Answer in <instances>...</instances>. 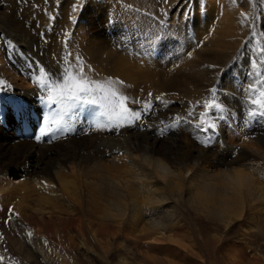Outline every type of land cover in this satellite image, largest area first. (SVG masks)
Segmentation results:
<instances>
[{"label": "bare ground", "instance_id": "bare-ground-1", "mask_svg": "<svg viewBox=\"0 0 264 264\" xmlns=\"http://www.w3.org/2000/svg\"><path fill=\"white\" fill-rule=\"evenodd\" d=\"M2 1V126L19 124L21 130L22 123L32 128L41 125L47 108L32 79L37 66L51 72L37 59L44 52L54 63L50 56L61 55L63 31L73 29L80 63L86 71L92 69L88 75L97 80L119 78L125 82L123 91L133 98L146 100L151 92L204 102L211 99L209 89L215 86L216 100L224 110H216L222 119L210 112L211 120L220 138L226 129L228 140L218 144L217 153L213 139L204 147L182 124L186 142L175 146L165 136L174 129L173 122L161 136L153 129L139 134L140 122L118 132L98 131L96 118L82 110L78 127L53 140L51 148L31 139L0 143L2 264L7 258L40 264V257L44 264H72L76 253L93 254L96 248L102 250L106 264H113L115 250V264H140L137 257L168 264L146 250L151 246L159 251L163 242L178 243L176 236L186 222L181 211L185 203L195 210L205 207L212 221L237 226L240 235L264 236V162L253 167L248 154L232 151L239 144L264 160V131L246 123L243 106L250 61L260 46L252 35L259 29L253 19L258 9L255 0H164L159 16L167 23L154 27L157 35L150 48L144 47L143 38L136 39L149 24L146 9L138 4L131 8L116 0ZM82 2L90 4L80 10ZM173 6L176 10L167 19ZM241 12L247 14L246 22L242 23ZM162 62L167 66L161 67ZM10 70L22 77L13 78L19 85L4 81ZM58 72L56 64L55 75ZM28 82L35 85L34 91H29ZM18 87L20 93L15 94ZM167 114L152 113L141 121L150 128L152 122L165 123ZM33 153H39L40 165L30 169L26 166ZM28 232L33 234L31 240ZM140 240L152 242L142 255L135 245ZM253 259L252 264H264V256ZM234 261L244 264L241 259Z\"/></svg>", "mask_w": 264, "mask_h": 264}, {"label": "rangeland", "instance_id": "rangeland-1", "mask_svg": "<svg viewBox=\"0 0 264 264\" xmlns=\"http://www.w3.org/2000/svg\"><path fill=\"white\" fill-rule=\"evenodd\" d=\"M0 1H2V0H0ZM9 1L12 2L13 0H8V1L3 0L1 3L4 4V3L9 2ZM116 1H119L124 6L125 5L130 6L131 8L136 7L138 4V5H141L142 7H144V9H146V14H147V18L149 20V22H148L149 24H147L145 26V32L144 31L142 32V30H140L141 32H139L140 33L139 35H141V38L137 37L136 39L139 41H142V38H143L147 42H145V45L144 44H142V45H144L145 48L146 47L150 48L151 44H153V42L155 41V38L157 35V32L155 31V28H156L155 26H158L159 24H160V26H165L164 23H167V22L161 21V17L159 16V12L163 10V8L161 9L160 3L163 2L164 0H116ZM89 4H90V2H88L87 5H89ZM87 5L85 4V2H82L80 10H82L83 8H86ZM255 5L258 7L257 12H256V21L257 22H264V4H261L260 0H255ZM175 10H176V8H174V6L171 9H169L168 12H166V14H167L166 18L168 19L170 14H172ZM150 15H151V17H150ZM54 16H53V18H55ZM156 18L158 19V21ZM110 19H111V17L109 15V22H110ZM123 24L124 23H122L121 27H124L126 30L131 32V29L127 28L128 25H123ZM257 28H259V29L257 31V35L254 38V40L257 44H260V46H264V32L261 31V28L259 26H257ZM72 33H73V29L63 31V35H62L63 38H62V42H61V55L55 56V53H52L50 56L54 59L55 64L52 63V61L50 62L49 58L46 57V53H44V52H42V54H40L38 57L39 59H37L39 62H41L43 65H45V67L48 70H50L52 75H55L54 72H55L56 64H57L58 70L60 71V70H63V68L65 67V61L75 63V58L78 57L77 56V47L73 43V38H72L73 34ZM40 37L42 40L45 39V37H43V36H40ZM69 44H73V47L70 49L68 48ZM124 48H126L125 45H124ZM71 49H73V53L71 52ZM248 49L253 50V47H248ZM70 53H71V55H69ZM123 53H125V52H123ZM30 54L31 55H29V56L32 57L33 53H30ZM132 57L133 56H131L129 54V58L131 59ZM256 58H257L256 55H254V57H252L251 60L255 61ZM32 62H33V59H32ZM166 66L167 65L165 63H163V65L161 64V67H166ZM4 74H5V76H3L4 81L9 82L10 85H15V84L19 85L20 84L13 79V78H15L14 76H16V74L13 71H11V70H10V72L7 71V73H4ZM11 78H12V80H10ZM18 78L22 79V77H19V76L17 77V79ZM103 79L104 78L99 79V80H103ZM25 85L28 87L29 91L32 92L35 90V85H32V82L31 83L28 82ZM13 92L15 94H19L20 93L19 87L16 88L15 90H13ZM5 93L8 94V92H5ZM156 96H158V95L153 96V111L149 114L154 113V114L160 115V114L167 112L168 113L167 117L170 120L167 119V121L165 123L164 122H161V123L160 122H154V123L152 122L150 128H147L148 125L146 123H144L143 121H140L139 125L141 126V129L138 131L139 134L146 135L151 129H153V130H155V134H159V136H161V134H160L161 130H164L166 126H169V124L173 122L172 118H174L176 116H181L184 119L181 122H179L180 124L176 123L174 125L175 126L174 129H172V132L168 135H165L166 137L168 136L167 138L169 140L168 141L169 143H174L175 146L176 145L177 146H184V143L186 142V140H185V137L182 135V129L180 126L182 124H183V126L187 125L189 127V129L194 133V135H195L194 137L199 138L201 141H203V139L206 138V134L197 131L196 123L198 122L197 118L200 117L201 113L205 111V109L203 108V104L207 100L202 102L200 98H197V99H195L194 102L191 103V101H189V100H193V99H191L192 97H189L190 99H187V98L183 99L180 97H175L176 98L175 99V98H166V97H164L165 95H163V100L164 101L167 100L166 101L167 104L165 105V103L155 101L154 98ZM168 99H169V101H168ZM131 106L134 108L139 107L137 105H131ZM190 111L193 112L192 116L188 115V113ZM81 116H82V110L72 116L71 121H70L71 123H70V126H69L67 132H70L69 130L73 127L75 129L78 127V119H80ZM145 120L146 119H144V121ZM208 120H211L210 112H209V116L205 119L204 122L207 123ZM1 122L2 121L0 120V128L3 129V131H4V133L0 132V143L1 144H6L7 140L10 143L12 142L13 144H16L18 142H20V143L25 142V141L28 142L31 139L35 143H39V145L48 146V148H51L53 146L54 142L53 141L48 142V138H46V139L44 138L43 140H41L39 142L35 139V135L37 134V132L35 130H36V128H38V126L40 124H38L32 128V126H30V124L22 123V125L19 126L21 128V130H20L18 128L19 124L15 125L17 127H15V126L7 127V126H2ZM250 125H252L251 127H254L256 129H260V130L264 131V118L256 117L255 119L250 121ZM17 129H19V130H17ZM124 131H125V129H124ZM222 131H223L224 138H220L216 130L214 132L207 133V135L212 136V139L215 142L214 148H215L217 153L218 152L220 153V151H221L220 147L217 148L218 144H221L225 140L228 141L226 129L223 128ZM19 133L21 135H19ZM29 134H30V136H29ZM61 138H63V137H61ZM153 138L156 139V137H153ZM235 145H237V146H235ZM232 148H233L232 151H234V152L242 150L245 154H248L249 155V163L253 167H258V166L262 165L264 162V160L262 159L261 156L254 154L255 152L253 150L249 149L248 147H240L239 144H234L232 146ZM195 151L196 152H194V154H197L198 150H195ZM32 155H34V156L29 159L26 167L30 168V169H35L36 166L40 165V164H38V163H40L39 162L40 156H39V153H33ZM107 158H108L107 156L104 157L105 160ZM25 173H27V172H25ZM31 178H33V177H31ZM184 206L181 209V211L183 212V215L186 218V220H185L186 222H183V227H182L183 232L182 231H180L181 233L178 232V234L176 236L177 239H175V240H177L176 242H178V243L176 244L173 242H163V243H161L162 245L161 244L158 245L161 247V249L159 251H156V250H151L150 249L151 246L148 249L147 245L152 244L151 241H143V240L141 241L140 240L137 242V244H135V245L140 246L139 248L137 246V249L139 251L138 253L141 254L142 252H145V249H148V250H146V253H153L154 252L153 254H156V255L159 254L158 258L163 259V261L165 263L167 262L168 264H236V263H234L235 262L234 259H236V260L241 259V261L244 260L243 261L244 264H252L251 261H253V262L255 261V259H253V258L258 257V256H264V236L262 238L261 237L257 238V237H254V235L253 236L252 235H250V236L240 235L237 233L238 232L237 226L226 227L225 226L226 224L217 223L215 221H212L211 218L208 217L209 211H207L205 209V207L197 208L196 209L198 211L197 212L195 210V208H193L189 203H187V204L185 203ZM191 223H192V225H191ZM93 246L95 247V244ZM141 247L143 249H141ZM101 251L102 250H100L99 248H96L95 252L93 254L92 253L87 254V253H84L83 251H81L79 253H76V257L72 258L71 262H72V264H106V262L103 261V259H102L103 253ZM116 252H117L116 250L111 252V256L114 260L113 264H115L116 260H117V258H116L117 253ZM10 260H11L10 258L6 259L7 264H17V261L15 258L11 261ZM143 260L144 259H142L141 257H137L136 262L140 263V264H151V263L155 264V262L157 264H161L159 261H156V260H154V261H149V259L147 261L146 260L143 261ZM247 260L248 261L250 260V263ZM39 261H40V264L43 263V259L41 257H40ZM19 264H20V262H19Z\"/></svg>", "mask_w": 264, "mask_h": 264}, {"label": "snow or ice", "instance_id": "snow-or-ice-1", "mask_svg": "<svg viewBox=\"0 0 264 264\" xmlns=\"http://www.w3.org/2000/svg\"><path fill=\"white\" fill-rule=\"evenodd\" d=\"M167 2L168 0H165V3ZM260 3L264 4V0H260ZM73 10L75 11V6ZM240 16L244 18L242 23L247 21L246 13L241 12ZM253 19L256 21L255 17ZM257 23L261 31L264 32V22ZM252 35L255 36L257 33L253 32ZM255 55L256 60L250 61V81L244 89L243 106L246 109V123L256 117L264 118V46L257 47ZM91 71L90 68L85 70L79 57L75 58V63L65 61V67L55 76L37 66V73L32 82L42 94V102L47 108L41 126L35 135L38 142L45 137L48 138V142L61 138L69 128L72 116L81 110L96 118L94 130L117 132L126 126H131L134 122H140L144 116L153 111V94L151 92L148 93L146 100L133 98L123 91L124 81L113 77L97 80L88 75V72ZM3 85L4 82L0 81V87ZM209 92L211 99L204 102L205 111L197 118L198 122L196 123L197 131L206 134V138L202 141L204 147H209L212 141V136L207 133L214 132L216 129L214 121L208 120L205 123V119L209 116V112L217 114L216 110H219V113L224 110L216 100L217 89L213 87L209 89ZM154 99L167 104L163 100V94ZM131 105L139 107L134 108ZM188 115L192 116L193 112L190 111ZM217 116L222 119V115L217 114ZM172 119L176 124L184 118L176 116ZM163 131L161 130V135H163ZM44 183L46 184V182ZM4 223L7 224L8 221L6 220ZM27 236L31 240L33 234L28 232ZM3 239L4 237L0 235V240ZM2 261L3 257H0V264ZM17 264H19L18 261Z\"/></svg>", "mask_w": 264, "mask_h": 264}]
</instances>
